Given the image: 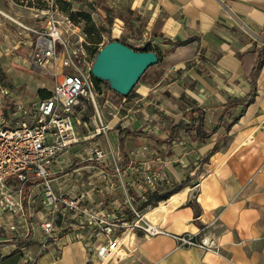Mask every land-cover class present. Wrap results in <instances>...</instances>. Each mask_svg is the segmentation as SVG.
<instances>
[{
	"label": "crops",
	"instance_id": "1",
	"mask_svg": "<svg viewBox=\"0 0 264 264\" xmlns=\"http://www.w3.org/2000/svg\"><path fill=\"white\" fill-rule=\"evenodd\" d=\"M116 1L128 12L126 18L114 17L121 31L127 22L137 41L150 42L162 54L160 79L138 82L125 96L136 115L133 128L125 130L140 133L123 136V151L164 147L165 161L157 165L166 169L168 181L157 186L156 194L178 190L144 208L161 232L129 235L108 264H264V60L254 76L252 101L241 113L240 105L224 112L225 104L251 91L253 51L264 42V0ZM25 8L0 0V57L8 59L30 46V34L19 35L8 21L10 14L37 25ZM52 88L44 89L51 93ZM198 115L208 127L217 125L221 115L224 122L203 140L193 131L170 133V126ZM144 117L160 127L159 135L139 128ZM183 233H207L217 249L178 246L173 235ZM29 248L33 264H86V250L78 241L42 252L35 242ZM18 263V254L0 258V264Z\"/></svg>",
	"mask_w": 264,
	"mask_h": 264
},
{
	"label": "built area",
	"instance_id": "2",
	"mask_svg": "<svg viewBox=\"0 0 264 264\" xmlns=\"http://www.w3.org/2000/svg\"><path fill=\"white\" fill-rule=\"evenodd\" d=\"M40 14L42 27L13 21L19 35L33 33L27 65L48 73L51 93L32 100L0 86V258L14 253L18 264H33L32 242L42 252L78 241L86 264H108L129 235L161 232L144 208L168 181L157 165L164 147L125 154L119 134L133 128L136 115L125 96L94 82L91 65L101 45L88 50L86 34L68 15ZM119 33L118 26L113 37ZM148 120L139 128L159 135ZM173 237L178 246L217 249L207 233Z\"/></svg>",
	"mask_w": 264,
	"mask_h": 264
},
{
	"label": "rangeland",
	"instance_id": "3",
	"mask_svg": "<svg viewBox=\"0 0 264 264\" xmlns=\"http://www.w3.org/2000/svg\"><path fill=\"white\" fill-rule=\"evenodd\" d=\"M16 3L23 5L28 8L25 10L29 15L32 13V19L35 18L38 22L36 26L42 27L44 25L45 16L40 14L41 9H50L52 14L58 18L68 13L64 10L70 12H79L83 11L89 14L91 22L94 23L98 34L100 36L99 42H90L86 37V41L89 43L88 50H93L94 47L98 45L102 46L103 43L110 41L116 37L117 34L114 31L118 28L119 21H114V17L122 16L127 17L128 12L126 6L123 3H118L116 0H14ZM30 2L31 4H29ZM100 9V10H99ZM34 14L37 17H34ZM8 21L11 23V26L14 29H18L17 25L11 18V15L8 14ZM79 25L80 29L84 31V21L78 19L75 22ZM113 29V31H112ZM133 28L124 21L122 25V31L119 33L116 39L121 41H126L129 45L133 47L140 46L138 44L137 38L133 37L131 30ZM26 33V32H25ZM30 34V37L33 39L34 35L32 32H27ZM144 32H142L143 34ZM137 36V34H136ZM149 36L148 34L146 35ZM30 46H25L21 48V52L13 53L8 55V59L4 58L5 56L0 57V86L9 87L10 89H19L21 93L28 94L31 99L38 97L37 89L38 88H49L53 87V79L48 75V73L43 70H35L31 65H23L26 57L30 52ZM17 54V55H16ZM16 59H13V58ZM19 57V58H18ZM23 60V61H22ZM23 63V64H22ZM160 71L158 65L150 66L145 73L142 75L138 82H144L146 80L158 81L160 79ZM72 122L75 127L74 118L72 117Z\"/></svg>",
	"mask_w": 264,
	"mask_h": 264
},
{
	"label": "water",
	"instance_id": "4",
	"mask_svg": "<svg viewBox=\"0 0 264 264\" xmlns=\"http://www.w3.org/2000/svg\"><path fill=\"white\" fill-rule=\"evenodd\" d=\"M157 62L155 51L139 50L126 42L112 39L94 55L91 73L93 77L106 81L111 90L126 96L144 71Z\"/></svg>",
	"mask_w": 264,
	"mask_h": 264
},
{
	"label": "trees",
	"instance_id": "5",
	"mask_svg": "<svg viewBox=\"0 0 264 264\" xmlns=\"http://www.w3.org/2000/svg\"><path fill=\"white\" fill-rule=\"evenodd\" d=\"M28 3L31 4L30 2H28ZM64 10L68 13V16L71 18V20L73 22H77L78 19H82L84 21V31L83 32L86 34V37H87L88 41H90L91 43L92 42H94V43L99 42L100 36L98 34V30L96 29L94 23L91 22L89 14H87L86 12H83V11L72 12L70 10V12H69V11H67L66 8ZM263 31H264V27H263ZM105 43H103V44H105ZM135 48L139 49V50H153V51H155L157 56H158V62L157 63H159L161 61V59H162V54L157 50V48L152 46L150 42H147L145 45L138 46V47H135ZM253 52H254V54H256V59H255L254 65H253V70L251 72V75L248 76L250 84H251V91L249 92V94L247 96H245L243 98H234L233 100H231V102H228L227 104H225L224 112L228 111L229 107H231V106L236 107V106L240 105L241 109H240L239 113H241L244 110L245 106L248 105V103H250L252 101V99H253L254 86H255L254 76H255L256 71L259 69V67L261 66V64L263 63V60H264V45H262L258 50H255ZM145 71H144V73H145ZM142 75H141V77H142ZM140 78H139V80H140ZM93 79H94V82L96 84L103 83L108 90L110 89V87H109V85H108V83L106 81L99 80L98 78H95V77H93ZM133 88L131 89V91L133 90ZM37 94L39 96H45V95H49L50 91L46 90L44 88H38L37 89ZM235 119H237V117H234L232 119V121H234ZM223 122H224V116L221 115L217 125H215L213 127H208L205 124L203 117L198 115L197 117H192L189 122H187L185 120H180L175 125L170 126V133L174 134L178 130H183V131H187V132H190V133H191V131H193V133H194L193 136L197 140H203L206 137H208V135H210V133L215 131L217 126L219 124L223 123ZM139 133H140L139 130H125V129L121 130V132L119 134V137H120V145H121L122 149H123L122 138H123V136L125 134H139ZM177 190H178V188H174L170 192H166V193H163V194H158V195L152 197L150 199V201H151V203H155L158 200L165 199L171 193H173V192H175ZM190 204L194 208H196L195 204L193 202H190Z\"/></svg>",
	"mask_w": 264,
	"mask_h": 264
}]
</instances>
